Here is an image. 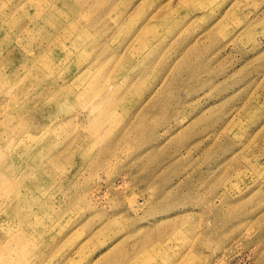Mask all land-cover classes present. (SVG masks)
Returning <instances> with one entry per match:
<instances>
[{"label": "rangeland", "instance_id": "rangeland-1", "mask_svg": "<svg viewBox=\"0 0 264 264\" xmlns=\"http://www.w3.org/2000/svg\"><path fill=\"white\" fill-rule=\"evenodd\" d=\"M0 264H264V0H0Z\"/></svg>", "mask_w": 264, "mask_h": 264}]
</instances>
